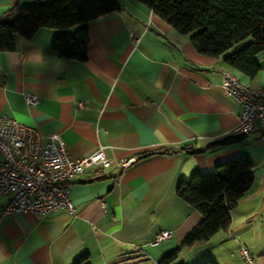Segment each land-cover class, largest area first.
Masks as SVG:
<instances>
[{
  "label": "crops",
  "instance_id": "1",
  "mask_svg": "<svg viewBox=\"0 0 264 264\" xmlns=\"http://www.w3.org/2000/svg\"><path fill=\"white\" fill-rule=\"evenodd\" d=\"M14 3L0 0V17ZM121 3L89 23L85 60L62 58L51 45L55 35L78 25L17 35L13 49L0 50V115L38 127L44 139L59 135L75 158L102 148L112 161L110 167L94 163L70 180L73 211L4 214L7 197L0 193V264H74L84 255L85 264H158L181 251L202 220L177 194L179 182L240 154L252 158L255 179L239 204L261 197L264 205V131L208 148L230 135L242 110L223 88V70L257 87L264 83V55L262 70L250 78L229 67L224 55L198 51L190 34L142 1ZM28 94L37 101L28 103ZM164 147L179 150L144 156ZM132 155L137 160L129 167L118 164ZM164 229L171 236L153 245ZM184 247L170 264L215 259L209 240Z\"/></svg>",
  "mask_w": 264,
  "mask_h": 264
},
{
  "label": "trees",
  "instance_id": "2",
  "mask_svg": "<svg viewBox=\"0 0 264 264\" xmlns=\"http://www.w3.org/2000/svg\"><path fill=\"white\" fill-rule=\"evenodd\" d=\"M140 1L179 32L190 34L193 45L201 53L224 55L229 67L250 78L262 70L259 54L264 52V0ZM121 8V0H15L0 17V50L13 49L17 35L30 38L42 27L68 29L78 25L72 32L55 35L51 45L62 58L85 60L89 23ZM248 37L250 41L240 45ZM248 134L229 135L210 143L208 148L240 142ZM178 150L164 147L144 156ZM180 150L199 152L188 146ZM253 166L248 154H240L218 163L211 172L195 171L188 180L179 182L177 194L202 215V220L184 239L183 247L208 241L219 230L229 229L232 210L253 186ZM179 252L180 247L166 254L158 264H170ZM86 259L84 255L74 264H85ZM197 264L218 263L207 259Z\"/></svg>",
  "mask_w": 264,
  "mask_h": 264
},
{
  "label": "built area",
  "instance_id": "3",
  "mask_svg": "<svg viewBox=\"0 0 264 264\" xmlns=\"http://www.w3.org/2000/svg\"><path fill=\"white\" fill-rule=\"evenodd\" d=\"M135 40L138 35L132 33ZM223 88L234 96L242 110L230 135L264 131V83L252 87L241 81L231 69L223 70ZM28 103H35L37 97L27 95ZM80 105L85 103L80 101ZM0 193L7 197L4 214L25 210L44 215L50 210L65 208L74 210L69 182L94 163L110 167L112 161L103 149L81 157L70 155L66 144L57 134H43L36 126L19 122L8 115H0ZM137 157L127 156L118 163L129 167ZM171 236V230H161L153 245ZM243 256L249 264L255 263L246 249Z\"/></svg>",
  "mask_w": 264,
  "mask_h": 264
},
{
  "label": "rangeland",
  "instance_id": "4",
  "mask_svg": "<svg viewBox=\"0 0 264 264\" xmlns=\"http://www.w3.org/2000/svg\"><path fill=\"white\" fill-rule=\"evenodd\" d=\"M250 39L242 40L240 45H245ZM232 217L228 230L221 229L209 239L210 252L215 258L213 260L218 264H249L243 256L244 248L255 263L264 264V205L261 204V197L253 199L249 204H238L232 210ZM185 248L180 251L182 255Z\"/></svg>",
  "mask_w": 264,
  "mask_h": 264
},
{
  "label": "water",
  "instance_id": "5",
  "mask_svg": "<svg viewBox=\"0 0 264 264\" xmlns=\"http://www.w3.org/2000/svg\"><path fill=\"white\" fill-rule=\"evenodd\" d=\"M264 55V52H261L260 54H259V57H262Z\"/></svg>",
  "mask_w": 264,
  "mask_h": 264
}]
</instances>
